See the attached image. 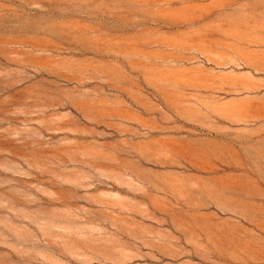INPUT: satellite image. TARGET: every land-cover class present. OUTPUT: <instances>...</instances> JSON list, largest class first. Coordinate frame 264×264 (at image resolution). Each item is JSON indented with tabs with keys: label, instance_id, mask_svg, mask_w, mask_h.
<instances>
[{
	"label": "rangeland",
	"instance_id": "obj_1",
	"mask_svg": "<svg viewBox=\"0 0 264 264\" xmlns=\"http://www.w3.org/2000/svg\"><path fill=\"white\" fill-rule=\"evenodd\" d=\"M0 264H264V0H0Z\"/></svg>",
	"mask_w": 264,
	"mask_h": 264
}]
</instances>
